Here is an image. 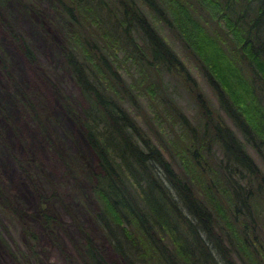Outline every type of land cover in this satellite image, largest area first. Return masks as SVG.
Segmentation results:
<instances>
[{
  "label": "trees",
  "instance_id": "obj_1",
  "mask_svg": "<svg viewBox=\"0 0 264 264\" xmlns=\"http://www.w3.org/2000/svg\"><path fill=\"white\" fill-rule=\"evenodd\" d=\"M56 5L97 157L95 218L125 264H264V173L248 150L264 161V0ZM144 6L181 42L235 129ZM166 75L186 88L201 121L186 116ZM7 202L0 184V205ZM84 258L109 264L91 241Z\"/></svg>",
  "mask_w": 264,
  "mask_h": 264
},
{
  "label": "rangeland",
  "instance_id": "obj_2",
  "mask_svg": "<svg viewBox=\"0 0 264 264\" xmlns=\"http://www.w3.org/2000/svg\"><path fill=\"white\" fill-rule=\"evenodd\" d=\"M143 8L235 129L178 38ZM68 34L56 0H0V184L8 201L0 205V264H86L89 241L109 264H125L95 218L97 157L80 120L86 103L63 55ZM165 79L186 116L201 121L182 83ZM248 150L264 173L262 158Z\"/></svg>",
  "mask_w": 264,
  "mask_h": 264
}]
</instances>
